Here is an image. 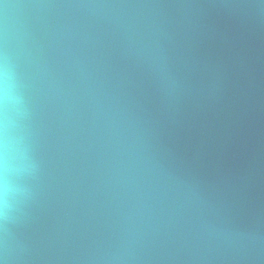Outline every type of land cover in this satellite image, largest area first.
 <instances>
[{"label":"water","instance_id":"95a60500","mask_svg":"<svg viewBox=\"0 0 264 264\" xmlns=\"http://www.w3.org/2000/svg\"><path fill=\"white\" fill-rule=\"evenodd\" d=\"M0 264H264V0H0Z\"/></svg>","mask_w":264,"mask_h":264},{"label":"clouds","instance_id":"9594fccd","mask_svg":"<svg viewBox=\"0 0 264 264\" xmlns=\"http://www.w3.org/2000/svg\"><path fill=\"white\" fill-rule=\"evenodd\" d=\"M5 152H6V146H5Z\"/></svg>","mask_w":264,"mask_h":264}]
</instances>
